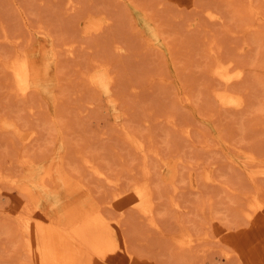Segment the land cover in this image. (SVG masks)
<instances>
[{
  "label": "rangeland",
  "instance_id": "obj_1",
  "mask_svg": "<svg viewBox=\"0 0 264 264\" xmlns=\"http://www.w3.org/2000/svg\"><path fill=\"white\" fill-rule=\"evenodd\" d=\"M254 197L264 0H0V264H264Z\"/></svg>",
  "mask_w": 264,
  "mask_h": 264
},
{
  "label": "bare ground",
  "instance_id": "obj_2",
  "mask_svg": "<svg viewBox=\"0 0 264 264\" xmlns=\"http://www.w3.org/2000/svg\"><path fill=\"white\" fill-rule=\"evenodd\" d=\"M100 8H102V7H100ZM100 8H99V9H100ZM104 8H105V7H104ZM104 8H103V10H104ZM103 10H102V9H101V10H98V11L96 10L97 13H96V12H95V13H96V14H98V12H101V13H102ZM106 11H107V10H106ZM108 11H109V9H108ZM104 13H105V12H103V14H104ZM99 14H100V13H99ZM106 15H108V14L106 13ZM109 15H110V14H109ZM109 15H108V16H109ZM112 17H114V16H112ZM88 18H89V17H88ZM107 18H110L109 21H108L109 23L107 24V26H109V25L112 24V23H110V22H111V16H110V17H107ZM113 19H115V18H113ZM93 20H94V19H92V22H93ZM89 22H91V21H88V23H89ZM94 22H95V21H94ZM95 23H96V22H95ZM95 23H94L93 25H95ZM89 24H90V23H89ZM87 25H88V24H87ZM90 25H92V24H90ZM102 25H103V24H102ZM88 26H89V25H88ZM100 26H101V24H100ZM105 27H106V24H105ZM100 33H101V32H100ZM95 34H96V33H94V35H95ZM96 35H97V36H96ZM96 35L92 37V40H94V39H93L94 37H96L95 39H97V38L100 36V34H98V33H97ZM98 35H99V36H98ZM88 38H89V37H88ZM90 39H91V38H90ZM89 41H91V40H89ZM70 44H71V43H70ZM67 49H71V48H67ZM68 51H69V50H68ZM71 51H72V50H71ZM219 60H220V62L222 61L221 59H219ZM216 63H217V62H216ZM216 63H214V64L216 65ZM215 65H214V67H215ZM228 66H229V65L227 64V67H228ZM227 67H226L224 64H222V63H218V64H217V67H215V68H216V71L214 70V68H213V70H214V72H216V73L218 74V76H217L218 78H219V77H222V78L225 80V82L228 83V84H226V83L224 82V83L226 84V86H227V85L230 86L229 84H231L232 79H234V80H235L236 78L239 79V77H237V76H239V75H240V78H242L241 75H243L244 72H243V73L240 72V71L242 70V69H241V70H236V71H239L238 73H236V71H234V72L232 71V73H233V74H232V73H230V71H229V69H228ZM235 73H236V74H235ZM241 73H242V74H241ZM214 74H215V73H214ZM217 74H216V75H217ZM234 77H236V78H234ZM218 78H217V79H218ZM222 78H221V81H222ZM237 79H236V80H237ZM224 80H223V81H224ZM221 83H222V82H221ZM232 83H234V82H232ZM13 86H14V85H13ZM63 87H64V86H63ZM224 87H225V86H224ZM227 88H228V87H226V89H227ZM61 89H62V88H61ZM64 89H65V88H64ZM62 90H63V89H62ZM62 90H60L61 93H63ZM14 95H15V94H14ZM97 95H98V94H97ZM99 95H100V94H99ZM17 96H19V95H17ZM61 98H62V96H61ZM76 111L78 112V110H76ZM76 111H75V113H77ZM79 115H80V112L78 113V116H79ZM73 119H74V118H73ZM29 120H30V119H29ZM68 120H69V119H68ZM75 120H76V121H77V120L79 121V118H78V119L76 118ZM69 121H70V120H69ZM62 122H64V120H63ZM68 123H69V122H68ZM72 124L75 125V122L72 123ZM72 124H71V125H72ZM71 125H70V127H71ZM74 125H72V126H74ZM66 127H67V125H66ZM68 127H69V126H68ZM74 127H75V126H74ZM74 127H72V128H74ZM76 127H77V129H76V128H74V129H76V130L78 131V126H76ZM50 128H52V127H50ZM72 128H70V129L73 131L74 129H72ZM2 129H3V128H2ZM70 129L67 131V129L65 128V131H67L68 133H71L72 131H71ZM5 131H6V130H5ZM69 131H71V132H69ZM67 132H66V134H68ZM74 132H75V130H74ZM72 133H73V132H72ZM10 135H11V134H10ZM28 135H29V134H28ZM28 135H27V136H28ZM70 137H71V135H70ZM131 137H132V136H131ZM9 138H10V137H9ZM70 139H71V138H70ZM132 139H133V138H132ZM66 140H67V139H66ZM11 142H12V141H11ZM3 145H4V144H3ZM7 147H8V146H7ZM157 148H159V147L157 146ZM153 149H154V148H153ZM12 150H13V149H12ZM159 150H161V149H158V151H159ZM156 151H157V150H156ZM159 152H160V151H159ZM156 153H157V152H156ZM17 159H18V158H17ZM96 169H98V170L100 169L99 172L102 173V171H101L102 169H101V168L98 167V168H96ZM16 170H17V169H16ZM98 170H97V172H98ZM103 172H104V170H103ZM47 174H48V173H47ZM50 176H51V174H50ZM43 177H44V175H43ZM43 177H42V178H43ZM37 182H38V181H37ZM140 189H141V188H140ZM151 189H152V187H150L149 192L147 191L145 194L138 195V196L132 198L131 201L134 203L135 206H134L133 204H130V203L128 202V205L130 204V205H132V206H134V207H139V209H142V215H144V216L146 215V217L155 214L154 209H155L156 205H154V199H153L154 197H153V195H152L154 192H153V189H152V190H151ZM144 192H145V189H144ZM152 192H153V193H152ZM136 194H137V193H136ZM257 196H258V195H257ZM152 197H153V198H152ZM2 198H3V197H2ZM255 198H256V197H254V199L252 198L251 200L254 201V200H256ZM261 199H262V198H261ZM259 200H260V199H259ZM262 200H263V199H262ZM131 201H130V202H131ZM253 201H252V202L249 201V202H251L250 205H252V206H249V207H251V208H250V209L248 208L249 211L247 210V214H248V212H249L250 215H256V217L259 216V215H262V213L264 212V204H262V203H263L264 201H261V200H260L261 202H259L258 199H257V201H254V202H253ZM132 202H131V203H132ZM175 202H176V201H175ZM176 204H177V203H176ZM179 204H180V203H178V206L181 205V204H180V205H179ZM248 205H249V204H248ZM70 206H71V205H70ZM66 208H67V207H66ZM71 208H73V207H71ZM36 209H37V208H36ZM39 210H40V209H39ZM67 210H68V209H67ZM72 210H73V209H72ZM40 211H41V210H40ZM69 211H70V210H69ZM66 214H67V213H66ZM80 214H81V213H80ZM91 214H92V213H91ZM62 216H63V215H62ZM72 216H73V215H72ZM72 216H71V217H72ZM85 216H86V215H85ZM69 217H70V215H69ZM86 217H87V216H86ZM86 217H85V218H86ZM97 217H98V216H97ZM153 217H154V216H153ZM248 217H250V216L248 215ZM262 217H263V216H262ZM67 218H68V215H67ZM147 218H149V217H147ZM150 218H151V217H150ZM259 218H260V217H259ZM70 219L72 220L73 218H70ZM82 219H84V218H82ZM82 219H81V221H82ZM90 219H91V218H90ZM90 219L87 220V223L89 224V225H87V227H89V226H90V227H91V226L93 227V225H92V224H94V222L92 221L93 218H92V220H90ZM254 219H255V218H254ZM71 220H70V221H71ZM73 220H74V219H73ZM256 220L259 221L258 219H256ZM58 221H59V218H58ZM67 221H68V220H67ZM70 221H69V222H70ZM79 221H80V220H79ZM89 221H90V222H89ZM95 221H96V220H95ZM72 223H73V222H72ZM76 223H77V222H76ZM97 223H98V222H97ZM97 223H96V224H97ZM90 224H91V225H90ZM61 225H62V224H61ZM74 225H75V224H74ZM58 226H59V224H58ZM58 226H56V227H58ZM71 226H72V225H71ZM94 226L97 228L98 224H97V225L94 224ZM50 227H51V226H50ZM73 227H74V226H73ZM90 227H89V230H90V232H92V231H91L92 229H90ZM92 227H91V228H92ZM51 228H52V227H51ZM68 228H70V227H67V229H68ZM74 228H75V227H74ZM98 228H99V227H98ZM106 228H107V227H106ZM108 228H109V227H108ZM46 229H47V228H46ZM52 229H53V228H52ZM52 229H50V231H51ZM58 229H59V228H58ZM94 229H95V228H94ZM68 230H69V229H68ZM83 230H84V229H83ZM243 230H244V229H243ZM39 231H40V230H39ZM53 231H54V230H52V232H53ZM59 231H60V229H59ZM65 231H67V230H65ZM73 231H74V233H76V232H75V231H77L76 228H75V230H74V229H72V231L70 230V232H72V233H73ZM40 232H41V231H40ZM47 232H48V231H47ZM52 232H51V233H52ZM93 232H97V230H95V231H93ZM103 232H106V231L104 230ZM241 232H243V231H240V234H241ZM42 233H43V232H41V234H42ZM67 233H68V232H67ZM56 234H57V233H56ZM62 234L65 236L64 233H62ZM62 234H61V232H60V236H58V238H59V237L61 238V235H62ZM86 234H87V233H86ZM92 234H94V233H92ZM63 235H62V238H64ZM78 235H79V234H78V232H77V233H76V237H77ZM96 235H97V234H96ZM102 235H103V236H102ZM107 235H108V234H107ZM107 235H106V236H107ZM81 236H82V234H81ZM99 236H100V237L102 236V237L105 238V239L109 238V240H110V237H109V236H107V238L104 237V233L101 234V232H100V235H99ZM46 237H47V235H46ZM65 237H67V236H65ZM74 237H75V235H74ZM78 237H79V236H78ZM83 237H84V236H83ZM97 237H98V235H97ZM97 237H96V240L93 239L95 242H97ZM102 237H101V238L98 237V241H99V240H102V239H103ZM189 237H190V236H189ZM189 237H188L187 239H189ZM241 237H242V235H241ZM49 238H50V236H49ZM58 238H56V239H58ZM93 238H94V237H93ZM195 238H196V237H195ZM195 238H194V241H195ZM46 239H47V238H46ZM50 239H53V238L51 237ZM67 239H68V238H67ZM76 239H77V238H76ZM105 239H104V240H105ZM242 239L244 240V244H245L246 241H245L244 237H242ZM39 240H40V239H39ZM43 240H44V238H42V241H43ZM63 240H64V239H63ZM74 240H75V239H74ZM104 240H103V241H104ZM191 240H192V239L190 238V241H191ZM45 241H46V240H45ZM49 241H50V240H49ZM49 241H48V242H49ZM52 241H54V240H52ZM52 241H51V243L53 244ZM65 241H66L65 244H66V246H67V243H69V242H68V240H65ZM72 241H73V240H72ZM103 241H102V243H103ZM190 241L187 240V242H189V243L192 244L193 241H192V242H190ZM48 242H47V243H48ZM108 242H109V241H108ZM108 242H107V240H106V243H108ZM238 242H239V241H238ZM51 243H50V244H51ZM79 243H81V242H79ZM102 243H101V246L103 245ZM104 243H105V242H104ZM106 243H105V244H106ZM242 243H243V242H242ZM55 244H58V242L56 241ZM61 244H62V243H61ZM65 244H64V245H65ZM75 244H76V242H75ZM75 244H74V245H75ZM82 244H84V243H82ZM82 244H80V245H82ZM99 244H100V241H99L98 245H99ZM44 245L46 246V242H45ZM59 245H60V243H59ZM59 245H58V246H59ZM71 245H73V242H72ZM71 245L69 244L68 246L71 247ZM74 245H73V247H75ZM76 245H77V244H76ZM78 245H79V244H78ZM85 245H86V244H85ZM85 245H83V246H85ZM51 246H52V245H51ZM53 246H54V244H53ZM101 246H100V247H101ZM104 246H106V245H104ZM104 246H103V247H104ZM108 246H109V244H108ZM42 247H43V246H42ZM42 247H41V248H42ZM70 247H69V249H70ZM85 247H86V246H85ZM93 247H94V246H93ZM93 247H92V248H93ZM48 248H50V247H48ZM65 248H68V247H65ZM76 248H77V247H76ZM89 248H90V247H89ZM44 249H45V248L43 247L42 250L44 251ZM60 249L63 250V248H60ZM69 249H68V250H69ZM90 249H91V248H90ZM90 249H89V250H90ZM93 249H94V248H93ZM93 249H92V251H93ZM47 250H48V249H47ZM47 250H46V251H47ZM56 250H57V249H56ZM76 250H77V249H76ZM76 250H74V251L76 252ZM82 250H83V248H82ZM87 250H88V248H87ZM52 251H55V250H51V252H52ZM58 251H60V250H58ZM69 251H70V250H69ZM69 251H68V252H69ZM71 251H72V250H71ZM94 251H96V250H94ZM44 252H45V251H44ZM61 252L63 253L64 251H61ZM65 252H66V250H65ZM79 252H80V251H79ZM103 252H104V251H103ZM48 253H49V252H48ZM48 253H46V255H43V254H45V253H42L43 257H44V256H48V255H47ZM57 253H59V252H57ZM76 253H77V252H76ZM87 253H88V252H87ZM95 253H96V252H95ZM52 254H53V253H52ZM74 254H75V253L73 252V254H72L73 257H74ZM98 254H99V253H98ZM59 255H60V254H58V256H59ZM66 255H67V252H66ZM76 255H77V254H76ZM102 255H103V254H102ZM49 256H50V254H49ZM51 256H52V255H51ZM54 256H55V254H54ZM61 256H62V255H61ZM108 256H109V255H108ZM43 257H42V258H43ZM55 257H56V256H55ZM75 257H76V256H75ZM46 258H47V257H46ZM50 258H51V257H50ZM56 258H57V257H56ZM62 258H64V257H62ZM81 258H82V257H81ZM90 258H91V257H90ZM43 259H45V258H43ZM43 259H42V260H43ZM48 259H49V258H48ZM52 259H53V257H52ZM52 259H50L51 262H52ZM65 259H66V256H65ZM71 259H73V258H70V260H71ZM61 260H62V259H61V257H60V261H61ZM76 260H78V258H77V259L75 258L74 261H76ZM79 260H80V259H79ZM101 260L103 261V259H101ZM101 260H100V261H101ZM44 261H46L45 263L49 264V263L47 262L46 259H45ZM48 261H49V260H48ZM53 261H54V260H53ZM63 261H65V260H63ZM80 261H81V260H80ZM95 261H96V260H95ZM42 262H43V261H42ZM51 262H50V263H51ZM55 262H56V261H55ZM65 262H67V261H65ZM77 262L79 263V261H76V263H77ZM105 262H106V261H105ZM45 263H43V264H45ZM59 263H60V262H59ZM85 263H86V261H85ZM85 263H84V264H85ZM99 263H100V262H99ZM106 263H107V262H106ZM52 264H55V263L52 262ZM56 264H57V263H56ZM64 264H65V263H64ZM68 264H69V262H68ZM70 264H71V263H70ZM96 264H97V263H96ZM108 264H109V262H108Z\"/></svg>",
  "mask_w": 264,
  "mask_h": 264
}]
</instances>
